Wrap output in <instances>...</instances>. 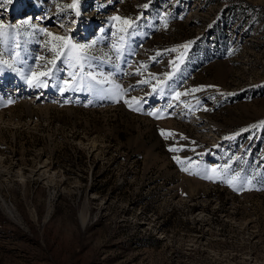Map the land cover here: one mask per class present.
Returning <instances> with one entry per match:
<instances>
[{
    "label": "rangeland",
    "instance_id": "rangeland-1",
    "mask_svg": "<svg viewBox=\"0 0 264 264\" xmlns=\"http://www.w3.org/2000/svg\"><path fill=\"white\" fill-rule=\"evenodd\" d=\"M0 24V264H264V0Z\"/></svg>",
    "mask_w": 264,
    "mask_h": 264
},
{
    "label": "snow or ice",
    "instance_id": "snow-or-ice-1",
    "mask_svg": "<svg viewBox=\"0 0 264 264\" xmlns=\"http://www.w3.org/2000/svg\"><path fill=\"white\" fill-rule=\"evenodd\" d=\"M76 3L74 2L73 4H71V5H68V7H70V8H76ZM143 7H145V8H147L148 7V5L147 4H145ZM78 14V13H77ZM113 19H119L118 17H113ZM125 23L126 24H128V23H130L129 21H125ZM3 28H4V25H2V24H0V36H3L4 35V32H3ZM49 35H51V33H49ZM55 39H57V40H63V39H65L64 37H55ZM78 46L77 45H71V48L72 49H76ZM79 47H82V46H79ZM183 47H185V48H187L188 47V45H184ZM59 55V54H58ZM50 63H55V61L53 60V61H50ZM41 75H47V73H42ZM93 79H94V77H93ZM28 83L29 84H33V81L32 80H29L28 81ZM35 86H37V87H43V86H46L43 82H40V81H37L36 83H35ZM125 103H128V101H125ZM130 107H131V105H129ZM134 110H139V109H134ZM149 115H152V113H149ZM262 123H264V122H262ZM163 134V133H162ZM171 150H173V151H175L176 149H171ZM186 170V169H185Z\"/></svg>",
    "mask_w": 264,
    "mask_h": 264
},
{
    "label": "bare ground",
    "instance_id": "bare-ground-1",
    "mask_svg": "<svg viewBox=\"0 0 264 264\" xmlns=\"http://www.w3.org/2000/svg\"><path fill=\"white\" fill-rule=\"evenodd\" d=\"M2 87V86H1Z\"/></svg>",
    "mask_w": 264,
    "mask_h": 264
}]
</instances>
